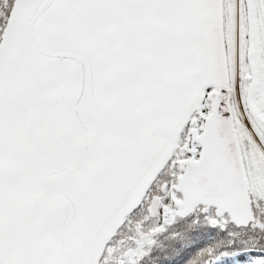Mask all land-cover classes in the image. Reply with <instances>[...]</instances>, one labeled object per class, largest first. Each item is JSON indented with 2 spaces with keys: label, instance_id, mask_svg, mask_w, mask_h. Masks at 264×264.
<instances>
[{
  "label": "snow or ice",
  "instance_id": "snow-or-ice-1",
  "mask_svg": "<svg viewBox=\"0 0 264 264\" xmlns=\"http://www.w3.org/2000/svg\"><path fill=\"white\" fill-rule=\"evenodd\" d=\"M0 264H264V0H0Z\"/></svg>",
  "mask_w": 264,
  "mask_h": 264
}]
</instances>
